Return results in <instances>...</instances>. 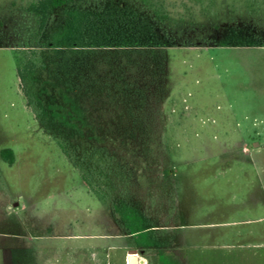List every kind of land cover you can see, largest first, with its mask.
Returning <instances> with one entry per match:
<instances>
[{
    "label": "rangeland",
    "instance_id": "374dc122",
    "mask_svg": "<svg viewBox=\"0 0 264 264\" xmlns=\"http://www.w3.org/2000/svg\"><path fill=\"white\" fill-rule=\"evenodd\" d=\"M26 1L0 0V264H264V0H88L36 44Z\"/></svg>",
    "mask_w": 264,
    "mask_h": 264
},
{
    "label": "trees",
    "instance_id": "16d2710c",
    "mask_svg": "<svg viewBox=\"0 0 264 264\" xmlns=\"http://www.w3.org/2000/svg\"><path fill=\"white\" fill-rule=\"evenodd\" d=\"M140 6L149 11L152 17L158 22H165L169 19V14L165 9V0H135ZM246 2L254 3L257 0H245ZM88 0H27L25 11L32 15L35 21V26L32 30L34 42L37 43L41 37L45 27L56 8L66 5L83 4ZM34 46H27V51L23 58L20 59L16 66V73L19 79L20 89L26 99V104L31 110L36 112V98L32 90V77L35 71L41 65L40 52ZM0 156L3 160L11 164L14 160L13 151L11 148L0 149Z\"/></svg>",
    "mask_w": 264,
    "mask_h": 264
},
{
    "label": "crops",
    "instance_id": "0c3cea01",
    "mask_svg": "<svg viewBox=\"0 0 264 264\" xmlns=\"http://www.w3.org/2000/svg\"><path fill=\"white\" fill-rule=\"evenodd\" d=\"M177 239L179 240V238L177 237ZM253 246L254 250H252V255L256 256V255H264L261 252H264V250H259L257 247V244L255 245H251ZM180 246L179 245H174L170 248H166V249H160L159 251H157L156 253V264H186V262L188 261L186 258L190 257L186 256L183 252H181L180 250ZM137 252V251H136ZM226 254H220V257H224ZM239 256V255H238ZM236 254H233L230 258V261L228 262L229 264H237L238 257ZM260 257V256H258Z\"/></svg>",
    "mask_w": 264,
    "mask_h": 264
},
{
    "label": "built area",
    "instance_id": "2783aa9c",
    "mask_svg": "<svg viewBox=\"0 0 264 264\" xmlns=\"http://www.w3.org/2000/svg\"><path fill=\"white\" fill-rule=\"evenodd\" d=\"M139 259H141V257H140V258H137V263H138V264H142V261H143V260H139ZM125 264H129V263H128V260H127V253H126V257H125Z\"/></svg>",
    "mask_w": 264,
    "mask_h": 264
},
{
    "label": "bare ground",
    "instance_id": "6f19581e",
    "mask_svg": "<svg viewBox=\"0 0 264 264\" xmlns=\"http://www.w3.org/2000/svg\"><path fill=\"white\" fill-rule=\"evenodd\" d=\"M137 253V252H136ZM135 258H140L139 257V254L137 253V257H135ZM130 259H131V256L129 255V253L127 254V260H128V263L130 264L131 262H130ZM139 260H141V259H139ZM138 264V263H137Z\"/></svg>",
    "mask_w": 264,
    "mask_h": 264
},
{
    "label": "water",
    "instance_id": "95a60500",
    "mask_svg": "<svg viewBox=\"0 0 264 264\" xmlns=\"http://www.w3.org/2000/svg\"><path fill=\"white\" fill-rule=\"evenodd\" d=\"M130 262V264H137V258H131Z\"/></svg>",
    "mask_w": 264,
    "mask_h": 264
}]
</instances>
